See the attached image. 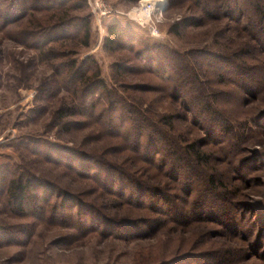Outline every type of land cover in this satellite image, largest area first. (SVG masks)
Wrapping results in <instances>:
<instances>
[{
    "label": "rangeland",
    "instance_id": "1",
    "mask_svg": "<svg viewBox=\"0 0 264 264\" xmlns=\"http://www.w3.org/2000/svg\"><path fill=\"white\" fill-rule=\"evenodd\" d=\"M101 1L112 15L87 0L70 16H91L75 58H95L114 100L95 97L94 114L115 118L117 137L89 116L60 121L72 96L43 91L54 70L32 61L17 39L28 18L5 25L11 0H0V264H264V0L212 13L162 0L143 23L130 16L143 0ZM139 113L164 117L171 142L130 123ZM19 179L49 191L32 187L20 206Z\"/></svg>",
    "mask_w": 264,
    "mask_h": 264
},
{
    "label": "trees",
    "instance_id": "2",
    "mask_svg": "<svg viewBox=\"0 0 264 264\" xmlns=\"http://www.w3.org/2000/svg\"><path fill=\"white\" fill-rule=\"evenodd\" d=\"M130 1L136 3L139 0ZM197 2H200V4L203 6V8H201V12L207 11V13H212L220 9V7L222 8L224 2L226 3V8L230 6L231 0H219V6L217 5L218 1L214 4L210 2V0H197ZM84 8H87V0H11L9 4V12L6 13V18H3V22L8 26L13 23L15 17H18V15L20 20L28 18L27 22L23 24V29L20 30V33L18 35L19 38L17 39L22 46L37 51L38 54H36L35 57H32V61H42L45 63H49L55 73L53 77L54 80L49 84L46 83V89H44L43 91L46 93L48 91V93H54L57 92L58 89H64L72 96L73 106L65 109V111L64 109H59L57 111L56 115L60 119V121L62 120V118L70 116H89L92 120H99L98 125L102 130V133H105L107 135L114 134V136L112 137H117L120 134H118L119 132L117 133L115 130V118H112L111 115H109V121L103 123V117H100V114L97 116L96 114H94L98 104L97 102H95L96 99L94 100L95 97H99L101 93H104L110 96L111 101L114 100L111 95L112 90L101 78V71L95 61V58L93 56H88L82 60H78L77 58H75L77 55V48L79 46L87 48L90 45L91 16L88 15L86 17L77 18L70 15L71 12ZM256 10L260 18L257 22V25L255 26L256 28H258V33L264 34V8H262L261 6H257ZM34 13H41V15L34 16ZM109 34L110 37L106 39V42L108 43V45H112L113 43H115V39L119 38V36L123 34V30L116 25L111 26L109 28ZM187 80L188 78H184L183 84L187 85ZM122 107L124 106L122 105ZM84 110H86L85 113ZM112 111L115 113L118 110L116 108H113ZM138 116L139 119L136 120L128 119L130 123H134L135 126L136 124L138 126L140 125L139 127L137 126V129L140 130L141 128V130H144L149 127L151 131L156 133L162 139L171 142L168 139L166 132H164L163 130L161 131L157 127V122H159L164 117H161L159 115L157 116L155 113L154 115L152 114V116L157 117L158 120L150 118L146 115L144 116L141 113H139ZM122 119L123 118L118 120L120 121ZM165 119L166 121L169 120V118ZM124 125L125 122L123 123V127ZM147 138L152 139L151 136H147ZM194 148L195 145H190L188 150V152H190L191 149L193 150L191 152H193L192 154L195 156L194 163L203 164V161L205 160L204 154L200 151H195ZM84 161H88V159L86 158L84 159ZM188 167L192 171L194 164H189ZM215 182V177H212L209 183H212V185H214ZM212 185L210 184V186ZM35 186L36 189L39 190L44 188L42 186L35 185V183L31 180H15L12 183L13 190L11 193L21 206L27 201V193L29 192V190ZM36 191L37 190H35L34 193H36ZM45 191L47 192L49 190L46 188ZM108 194H113L112 190H110ZM92 209L94 210L91 212L93 217H96L97 214L100 218L105 220V216L101 217V215L96 212L94 208ZM113 228L118 232L122 229H120L117 224L113 226ZM89 232L92 231L85 230L86 234H88Z\"/></svg>",
    "mask_w": 264,
    "mask_h": 264
},
{
    "label": "bare ground",
    "instance_id": "3",
    "mask_svg": "<svg viewBox=\"0 0 264 264\" xmlns=\"http://www.w3.org/2000/svg\"><path fill=\"white\" fill-rule=\"evenodd\" d=\"M162 0H143L140 3V7L130 14L134 19L145 22V20H151L153 11L161 6Z\"/></svg>",
    "mask_w": 264,
    "mask_h": 264
},
{
    "label": "built area",
    "instance_id": "4",
    "mask_svg": "<svg viewBox=\"0 0 264 264\" xmlns=\"http://www.w3.org/2000/svg\"><path fill=\"white\" fill-rule=\"evenodd\" d=\"M89 5L100 18L112 15L114 12L111 6L104 4L101 0H89Z\"/></svg>",
    "mask_w": 264,
    "mask_h": 264
}]
</instances>
